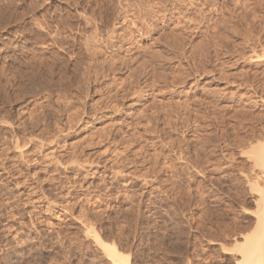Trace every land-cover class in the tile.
<instances>
[{"label":"rangeland","instance_id":"obj_1","mask_svg":"<svg viewBox=\"0 0 264 264\" xmlns=\"http://www.w3.org/2000/svg\"><path fill=\"white\" fill-rule=\"evenodd\" d=\"M261 134L264 0H0V264H236Z\"/></svg>","mask_w":264,"mask_h":264},{"label":"bare ground","instance_id":"obj_2","mask_svg":"<svg viewBox=\"0 0 264 264\" xmlns=\"http://www.w3.org/2000/svg\"><path fill=\"white\" fill-rule=\"evenodd\" d=\"M129 1V0H128ZM135 2V1H134ZM139 2V1H138ZM141 2V1H140ZM132 3V2H131ZM136 3V2H135ZM145 3V2H144ZM143 3V4H144ZM175 3V2H174ZM147 4V2L145 3ZM160 5V4H159ZM131 6V5H130ZM138 6V5H137ZM143 6V5H142ZM134 7V6H133ZM132 7V8H133ZM144 7V6H143ZM142 7V9H143ZM146 7V6H145ZM163 7V6H162ZM128 8V7H127ZM140 8V7H138ZM160 8V7H159ZM122 9V8H121ZM125 9V8H124ZM146 9V8H145ZM148 9V8H147ZM150 10V9H149ZM122 11V10H121ZM126 10H124L125 12ZM134 11V9L132 10ZM141 11V10H140ZM139 11V12H140ZM132 16H134V12H131ZM127 14V15H128ZM140 14V13H139ZM146 14V13H145ZM151 14V13H150ZM165 14V13H164ZM137 15V13H136ZM135 15V17H136ZM142 15H143V12H142ZM160 15V14H159ZM163 15V14H162ZM161 15V16H162ZM84 16V15H83ZM123 16V15H122ZM126 16V15H125ZM125 16H124V22H125ZM129 16V15H128ZM127 16V17H128ZM138 16V15H137ZM165 16V15H164ZM163 16V17H164ZM168 16V15H167ZM140 17V15H139ZM139 17H136V18H139ZM142 17V16H141ZM140 17V18H141ZM144 17V16H143ZM143 17H142V21H143ZM85 18L87 19V17L85 16ZM123 18V17H122ZM130 18V16H129ZM128 18V20H130ZM147 17H145L146 19ZM85 19V20H86ZM132 21H133V18H131ZM149 19V18H148ZM154 19V18H153ZM84 20V21H85ZM88 20V19H87ZM64 21V20H63ZM89 21V20H88ZM91 21V20H90ZM123 21V19H122ZM138 21V20H137ZM148 21V20H146ZM169 21V20H168ZM59 22V21H58ZM117 22V21H115ZM124 22H122L124 24ZM141 22V21H140ZM138 21V23H140ZM60 23V22H59ZM66 23V22H65ZM64 23V24H65ZM93 23V22H92ZM119 23V22H118ZM131 23V22H130ZM134 23V22H133ZM137 23V24H138ZM142 23V22H141ZM121 24V23H120ZM126 24L127 23V20H126ZM125 24V25H126ZM135 24V23H134ZM134 24H130L132 26H134ZM151 24V23H150ZM155 24V23H154ZM60 25V24H59ZM92 25V24H91ZM90 25V26H91ZM96 25V24H95ZM129 25V24H128ZM127 25V26H128ZM136 25V24H135ZM153 25V24H152ZM89 26V27H90ZM139 26V25H138ZM141 26V25H140ZM149 26V25H148ZM61 27V26H60ZM66 27V25H65ZM127 28V27H126ZM131 28V27H130ZM133 28V27H132ZM134 28H136L134 26ZM141 28V27H140ZM144 28V27H143ZM124 29V28H123ZM139 29V28H138ZM128 30V29H127ZM141 30V29H140ZM138 30V31H140ZM145 30V29H144ZM55 31V30H54ZM71 31H72V28H71ZM81 31V30H80ZM134 31V29L132 30ZM137 31V30H135ZM131 32V31H130ZM58 33V32H57ZM80 33V32H79ZM125 33V32H124ZM141 33V32H140ZM139 33V34H140ZM60 34V33H58ZM57 34V35H58ZM132 35H134L133 33H131ZM136 34V33H135ZM142 34V33H141ZM145 34V32H144ZM149 34V32H148ZM57 35H55L56 37H58ZM98 35V34H97ZM130 35V34H129ZM146 35V34H145ZM131 36V35H130ZM138 36V35H137ZM132 37V36H131ZM134 37V36H133ZM137 38V37H136ZM63 39V38H62ZM135 39V38H134ZM56 40V39H55ZM98 41V40H97ZM100 41V40H99ZM58 42V41H57ZM112 42V41H111ZM134 42V41H133ZM137 42V41H136ZM99 43V42H98ZM93 44V43H92ZM95 44V43H94ZM101 44V43H100ZM111 45V44H110ZM90 46V45H89ZM96 46V45H95ZM114 46V45H113ZM133 46H134V43H133ZM88 47V45L86 46ZM91 47V46H90ZM97 47V46H96ZM95 47V48H96ZM93 48V47H92ZM88 50V49H87ZM127 50V49H126ZM90 51V49H89ZM96 53V52H95ZM263 128V127H262ZM263 130V129H262ZM254 133V132H253ZM263 133V131H262ZM262 136L259 137V139L251 144V147L250 149H252V151H249L250 152V158L253 162V172H254V175H255V179L256 182L258 183V185H261V186H258L257 183L256 185L258 186H255L253 187L252 185V189L254 191H256V194H257V199H256V202H257V217H256V223H255V226H254V229L253 231L250 233V235H244L243 237V241L241 242V249L239 250V254H240V258L237 260L236 264H264V136L263 134H261ZM257 136V137H258ZM255 139V138H254ZM253 140V139H252ZM250 144V143H249ZM249 154V153H248ZM251 180V179H250ZM249 184V183H248ZM91 232V233H90ZM94 233L93 231H88V235ZM95 236L93 237H96L97 239V242L99 243V246L102 247L103 251L106 252L107 254V257L115 264H131L130 263V260H129V255H126L125 253H122L118 248L117 246L114 244V243H107L105 242L104 240H102L98 234H96V232L94 233ZM93 234V235H94Z\"/></svg>","mask_w":264,"mask_h":264}]
</instances>
